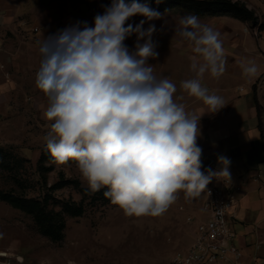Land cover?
Wrapping results in <instances>:
<instances>
[{
  "label": "clouds",
  "instance_id": "obj_1",
  "mask_svg": "<svg viewBox=\"0 0 264 264\" xmlns=\"http://www.w3.org/2000/svg\"><path fill=\"white\" fill-rule=\"evenodd\" d=\"M135 16L143 19L130 23ZM155 20L164 14L147 3L112 0L92 26L77 21L39 47L35 83L48 100L44 116L52 123L44 140L50 162L76 161L89 188L106 189L104 197L127 216H159L181 190L197 196L219 175L231 179L226 156L218 157V171H201V116L174 100L177 88L170 79L154 74L149 60L159 56ZM176 34L193 53L194 77L181 81V88L218 111L223 98L201 81L205 73L219 77L225 71L220 33L187 14ZM132 36L129 49L125 41ZM241 67L246 76L257 72L251 62Z\"/></svg>",
  "mask_w": 264,
  "mask_h": 264
},
{
  "label": "crops",
  "instance_id": "obj_2",
  "mask_svg": "<svg viewBox=\"0 0 264 264\" xmlns=\"http://www.w3.org/2000/svg\"><path fill=\"white\" fill-rule=\"evenodd\" d=\"M241 1L264 19V0ZM201 18L202 23L220 33L226 60L221 76L205 73L201 83L223 98L224 107L212 113L203 101L181 88V81L194 77L190 71L193 53L176 31L155 35L159 56L149 63L158 78L166 77L176 85L174 100L184 104L187 112L201 116L197 144L202 148V165L218 171L219 156L231 161V179L219 175L209 185L223 186L227 181L242 187L232 224L234 244L242 253L237 264H264V81L258 84L264 79V42L256 39L249 23L231 16ZM77 21H87L89 26L93 23L89 15L62 10L58 0H0V147H21V154H37L39 159L52 123L44 116L47 97L35 83L42 59L40 43ZM135 39L132 36L125 41L129 49ZM249 62L257 67L254 76L243 73L241 65ZM203 205L202 211L187 218L206 220L208 213ZM182 208L179 210L184 211ZM191 225L190 242L179 245L167 264L191 248L195 232ZM0 264L4 263L0 260Z\"/></svg>",
  "mask_w": 264,
  "mask_h": 264
},
{
  "label": "rangeland",
  "instance_id": "obj_3",
  "mask_svg": "<svg viewBox=\"0 0 264 264\" xmlns=\"http://www.w3.org/2000/svg\"><path fill=\"white\" fill-rule=\"evenodd\" d=\"M58 1L62 10L79 11L84 16L89 15L92 21L106 7L102 0ZM243 3L249 8L248 3ZM161 13L165 21L151 22L158 30L153 39L162 32L176 31V22L189 14L181 7ZM141 19L143 17L135 16L129 22L135 24ZM199 19L202 23L203 19ZM147 26L145 24V28ZM3 148L7 161L13 162L14 167L12 170L0 168V192L40 201L46 198L48 209L60 213L66 225L64 240L53 242L38 232L33 215L0 201V260L4 264H167L179 245L190 242L192 225L186 219L202 211L204 191L197 196H186L181 190L159 216H127L99 194L103 188L96 192L89 188L76 161L51 163L48 155L38 162L39 155L21 154V147ZM10 156L27 162L19 166ZM207 170L206 166H201V171ZM65 204L81 207L82 216L64 212ZM180 207H184V211H180ZM2 253L7 255L4 257Z\"/></svg>",
  "mask_w": 264,
  "mask_h": 264
},
{
  "label": "trees",
  "instance_id": "obj_4",
  "mask_svg": "<svg viewBox=\"0 0 264 264\" xmlns=\"http://www.w3.org/2000/svg\"><path fill=\"white\" fill-rule=\"evenodd\" d=\"M105 6H110L112 0H102ZM130 2V1H125ZM140 3H147L152 9L159 12L171 11L174 8L181 7L189 14H195L199 18L206 16H231L242 22L249 23L251 27L256 26L258 18L255 11L249 9L245 3L236 0H139ZM5 149L0 147V168L12 170L13 162L7 161V154H4ZM50 153L44 148L41 152L38 162L42 161ZM11 160H16L17 164L21 166L24 164V159L11 157ZM106 189H102L99 194L103 195ZM0 201L9 204L14 209L20 210L27 214L33 215L38 232L44 237L53 242H62L65 238V221L60 213H55L49 210V201L45 198L43 201L17 196L13 193L0 192ZM63 211L68 214L80 217L83 209L81 207L71 206L65 204Z\"/></svg>",
  "mask_w": 264,
  "mask_h": 264
},
{
  "label": "built area",
  "instance_id": "obj_5",
  "mask_svg": "<svg viewBox=\"0 0 264 264\" xmlns=\"http://www.w3.org/2000/svg\"><path fill=\"white\" fill-rule=\"evenodd\" d=\"M256 26L252 33L257 40L264 42V19L258 13ZM37 31V29H35ZM264 79H260L259 85ZM242 187L225 182L223 186L209 185L204 190L206 200L204 209L208 217L195 221L188 217L187 222L195 226L194 240L186 254H178L170 264H210L229 261L237 264L242 253L234 244L236 233L233 229V210L238 204ZM181 209H183L181 207Z\"/></svg>",
  "mask_w": 264,
  "mask_h": 264
},
{
  "label": "bare ground",
  "instance_id": "obj_6",
  "mask_svg": "<svg viewBox=\"0 0 264 264\" xmlns=\"http://www.w3.org/2000/svg\"><path fill=\"white\" fill-rule=\"evenodd\" d=\"M2 255H3V256H5V255H6V253H2Z\"/></svg>",
  "mask_w": 264,
  "mask_h": 264
}]
</instances>
